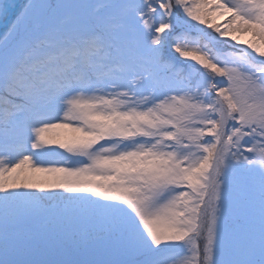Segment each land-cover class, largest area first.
<instances>
[{
  "label": "snow or ice",
  "instance_id": "1",
  "mask_svg": "<svg viewBox=\"0 0 264 264\" xmlns=\"http://www.w3.org/2000/svg\"><path fill=\"white\" fill-rule=\"evenodd\" d=\"M0 21V264H264V0Z\"/></svg>",
  "mask_w": 264,
  "mask_h": 264
},
{
  "label": "bare ground",
  "instance_id": "2",
  "mask_svg": "<svg viewBox=\"0 0 264 264\" xmlns=\"http://www.w3.org/2000/svg\"><path fill=\"white\" fill-rule=\"evenodd\" d=\"M2 27H3V24H0V28H2ZM239 38L242 39V40H248V39H250L249 37H247L245 35H242Z\"/></svg>",
  "mask_w": 264,
  "mask_h": 264
}]
</instances>
